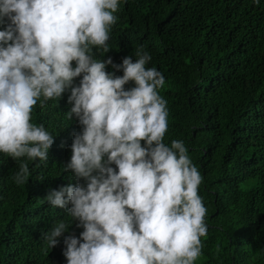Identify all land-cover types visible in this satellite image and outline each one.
<instances>
[{
  "label": "clouds",
  "instance_id": "clouds-1",
  "mask_svg": "<svg viewBox=\"0 0 264 264\" xmlns=\"http://www.w3.org/2000/svg\"><path fill=\"white\" fill-rule=\"evenodd\" d=\"M121 2L0 0V155L21 162L17 185L28 182V161L47 162L56 139L32 122L33 110L70 91L67 118L82 132L62 170L84 183L49 191L46 202L68 219L44 235L46 247L78 221L80 237L63 241L67 264H195L208 233L203 177L182 140L164 142L165 77L146 67L152 57L143 48L120 65L95 55L111 51Z\"/></svg>",
  "mask_w": 264,
  "mask_h": 264
},
{
  "label": "trees",
  "instance_id": "trees-1",
  "mask_svg": "<svg viewBox=\"0 0 264 264\" xmlns=\"http://www.w3.org/2000/svg\"><path fill=\"white\" fill-rule=\"evenodd\" d=\"M115 15L111 51L94 50L96 58L120 65L130 55L135 62L138 49L150 53L146 67L166 81L164 142L182 140L203 177L208 233L195 264H264V0H122ZM69 96L33 110L32 122L56 139L47 162L28 161V182L17 185L21 162L0 155V264H67L64 238L84 230L74 222L52 250L43 241L68 219L46 202L49 191L84 183L62 170L82 132L67 118Z\"/></svg>",
  "mask_w": 264,
  "mask_h": 264
}]
</instances>
